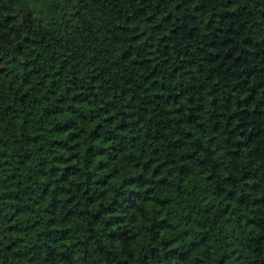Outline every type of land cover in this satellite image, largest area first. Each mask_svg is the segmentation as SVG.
<instances>
[{"label":"trees","instance_id":"16d2710c","mask_svg":"<svg viewBox=\"0 0 264 264\" xmlns=\"http://www.w3.org/2000/svg\"><path fill=\"white\" fill-rule=\"evenodd\" d=\"M0 264H264V0H0Z\"/></svg>","mask_w":264,"mask_h":264}]
</instances>
